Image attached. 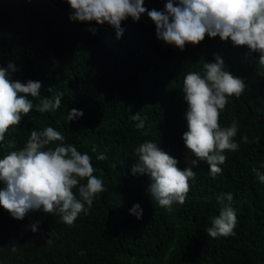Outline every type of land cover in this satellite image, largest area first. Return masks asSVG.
I'll use <instances>...</instances> for the list:
<instances>
[{
    "label": "trees",
    "instance_id": "1",
    "mask_svg": "<svg viewBox=\"0 0 264 264\" xmlns=\"http://www.w3.org/2000/svg\"><path fill=\"white\" fill-rule=\"evenodd\" d=\"M165 2L144 0V6L163 10ZM71 11L67 0H0V66L16 65L13 80L41 81V97L64 93L55 114L31 110L20 124L10 126L3 143L14 141L21 148L33 129L51 125L66 143L93 157L94 175L103 177L106 190L71 226L42 211L16 219L0 205V264H264V184L252 172L264 161V64L259 53L207 34L180 50L157 38L147 13L138 21H122L123 35L117 38L107 22L74 21ZM214 53L246 83L244 93L230 97L219 118L221 126L239 123V150L226 151L215 178L206 162L192 166L197 176L185 202L167 211L147 191V174H132L135 148L155 140L178 159L179 168L190 166L196 157L182 139L188 106L183 80L213 61ZM29 98L39 103L40 98ZM71 108L84 115L67 123ZM138 112L147 117L145 129H137L131 119ZM92 147L108 159L97 160ZM9 150L0 147V156ZM222 192L234 195L236 235L212 238L205 229L219 214ZM135 203L143 208L139 219L129 212ZM36 221L38 231L33 232Z\"/></svg>",
    "mask_w": 264,
    "mask_h": 264
},
{
    "label": "clouds",
    "instance_id": "2",
    "mask_svg": "<svg viewBox=\"0 0 264 264\" xmlns=\"http://www.w3.org/2000/svg\"><path fill=\"white\" fill-rule=\"evenodd\" d=\"M72 11L71 20L106 22L116 30L117 38L123 35L122 21L131 17L138 21L147 15L156 25V36L180 50L186 43L197 44L209 37L219 36L234 46L246 45L249 53L258 52L259 62L264 64V0H166L163 10H148L144 0H67ZM95 33L96 29H90ZM16 65L9 62L0 66V147L10 149L0 156V205L16 219H23L29 212L42 211L57 214L59 219L71 226L83 213L88 214L98 194L106 190L102 176L93 166V157L81 152L74 144L66 143L61 131L49 125L40 130L33 129L21 148L14 141L4 145L5 134L10 126L20 124L23 115L35 109L40 113L55 114L61 107L64 93L57 91L53 96L41 97L42 82L28 79L26 82L11 79ZM246 88L243 77L234 75L225 65L219 53L213 61H205L201 71L187 73L182 91L187 102L185 119L187 130L182 139L190 150V166L178 167V159L160 147L155 140H144L135 148L136 162L132 174H147L150 183L147 191L152 199L167 211L174 204H183L190 190V181L197 173L192 166L206 162L209 174L215 178L222 172L226 151L236 152L239 143L235 139L239 123L233 120L228 126H221L219 118L232 96L240 97ZM52 92V88H49ZM32 98H40L34 103ZM82 109L71 108L64 120H78L83 117ZM137 129L147 127V117L139 112L131 116ZM256 142L259 140L257 138ZM97 160H107V153L99 152ZM252 172L264 184V161ZM86 181V182H82ZM219 214L206 227L212 238L236 235L237 210L233 205L232 192L217 196ZM129 212L138 219L143 215L139 203L133 204ZM39 221L31 224L33 232L38 231ZM50 242V241H49ZM13 252L16 248L11 249Z\"/></svg>",
    "mask_w": 264,
    "mask_h": 264
}]
</instances>
